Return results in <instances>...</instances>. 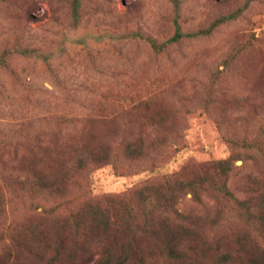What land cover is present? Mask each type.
Masks as SVG:
<instances>
[{
  "label": "rangeland",
  "instance_id": "1",
  "mask_svg": "<svg viewBox=\"0 0 264 264\" xmlns=\"http://www.w3.org/2000/svg\"><path fill=\"white\" fill-rule=\"evenodd\" d=\"M181 1L186 31L247 6L211 35L156 54L149 43L131 34L169 38L174 33L169 0H84L77 29L71 26L68 0H0V52L12 46L16 33L25 35L26 43L56 51L63 79L87 86L79 93L84 106L99 100L106 109L116 108L120 94L152 95V113L160 112L184 138L172 156L155 167L119 174L107 163L84 174L81 188L72 189L61 187L55 173L50 180L33 179L31 165L56 171L58 162L39 160L24 139H0V264H93L100 258L110 264H264V165L247 153L231 152L214 120L217 115L242 132L264 128V72L257 69L264 63V0ZM246 40L251 42L249 52L225 68L223 61ZM18 63L27 68L28 80L37 76L36 82L53 88L42 75L41 63ZM216 70L226 72L215 85L222 91L219 103L208 110L205 103L213 99L203 84ZM0 80L10 82L7 75ZM155 122L148 116L144 123L137 122L138 129L152 130ZM42 131L34 126L31 133ZM220 160L230 162L226 193L223 178L210 167ZM180 170L179 180L197 183L179 188L176 214L147 222L148 228L153 225L172 239L177 250L173 254L162 236L150 234L135 238L133 254H120L131 242V228L112 239L109 234L115 227L91 217L78 227L48 211L70 197L80 207L85 189L108 211L104 199ZM113 205L124 211L118 203ZM104 214L98 210L96 215L103 219ZM126 223L130 225L120 216L119 224Z\"/></svg>",
  "mask_w": 264,
  "mask_h": 264
},
{
  "label": "trees",
  "instance_id": "2",
  "mask_svg": "<svg viewBox=\"0 0 264 264\" xmlns=\"http://www.w3.org/2000/svg\"><path fill=\"white\" fill-rule=\"evenodd\" d=\"M68 1L71 26L77 29L83 21L84 0ZM169 1L173 6L174 15V33L169 38L160 41L149 35L131 34L149 43L156 54H163L171 46L181 44L185 40L211 35L219 26L237 19L247 6L245 4L217 17L206 27L186 31L181 22L182 1ZM250 43L249 40L239 42L234 53L223 61L225 68L231 67L235 59L247 54ZM11 45L0 52V76L7 75L10 78L9 84L0 80V139L9 141L24 139L39 160H44L46 164L58 162L56 171L45 167L39 169L31 165V169L36 172L33 179L50 180L55 173L61 187L81 188V178H85L107 163L112 164L119 174L134 173L147 167H155L161 161L169 159L174 153V146L183 142L180 130L177 131L173 123H166L160 112L152 113L154 103L152 95L120 94L116 97V108L108 106L106 109L104 105L98 104L99 100L91 104L88 102L87 106H84L79 93L87 86L63 79L58 72L56 51L44 50L41 45L34 43L28 44L25 35L20 33L15 34ZM19 61L41 63L42 75L51 81L53 88L48 89L36 82L34 78L37 76L28 80L25 74L27 68H19ZM257 69L264 72V63L257 66ZM225 72L226 70L213 71L203 84V89L213 99L205 103L208 110L219 103L220 91L215 85L222 80ZM81 105L86 107L87 112ZM148 116L156 119L152 124L153 129L146 130L145 127L138 129V123H144ZM120 120L123 122L122 125ZM214 120L231 152L247 153L264 165V128L261 125L254 128L255 132L251 128H245L242 132L230 127L217 115L214 116ZM34 126L41 127V131L47 130L54 134L49 135L43 131L40 134L31 133ZM229 164V160H220L210 165L211 169L223 178L222 190L225 189V193L227 191L225 174ZM181 171L154 179L151 183L153 186L144 184L123 193L115 197L117 200L104 199L108 211L102 208L99 199L90 196L87 189L84 190L82 197V207L76 208V199L70 197L51 206L48 211L75 222L78 227L88 217L96 223L108 225L110 228L115 227L109 234L112 239L123 235L124 229L131 228V242L123 246L120 254H133L135 238L147 234L162 236L168 252L173 254L177 250L172 239L164 233L165 231L161 232L153 225L148 228L147 222L163 221L165 216L176 214L174 204L179 188L182 186L192 188L197 183L194 180H179ZM117 203L124 211L115 209L113 204ZM61 208L67 209L69 213ZM98 210L107 213L103 219L96 215ZM120 216L130 222V225L127 223L120 225ZM109 252L108 254H112ZM106 260L100 258L93 264H110ZM65 262L66 260L62 259V263ZM47 264L52 262L48 261Z\"/></svg>",
  "mask_w": 264,
  "mask_h": 264
}]
</instances>
